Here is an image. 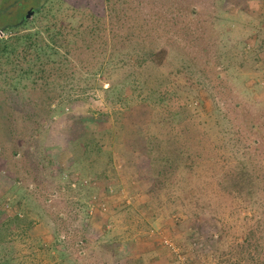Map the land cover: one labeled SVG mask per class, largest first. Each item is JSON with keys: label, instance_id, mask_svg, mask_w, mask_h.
I'll use <instances>...</instances> for the list:
<instances>
[{"label": "rangeland", "instance_id": "1", "mask_svg": "<svg viewBox=\"0 0 264 264\" xmlns=\"http://www.w3.org/2000/svg\"><path fill=\"white\" fill-rule=\"evenodd\" d=\"M43 2L8 0L0 28ZM57 8L73 29L95 31L74 50L82 71L99 75L114 53L156 61L168 81L152 73V103L126 104L115 92L138 99L124 83L137 73L121 69L104 84L119 89L91 90L61 113L66 86L37 75L48 69L43 57L0 77V229L11 220L0 264H240L264 200L243 206L226 176L245 163L264 190V0H52L44 10ZM44 15L20 33H42ZM11 69L0 61L1 74ZM145 145L168 156L165 147L184 150L167 188L151 178ZM85 225L93 243L80 256L74 241Z\"/></svg>", "mask_w": 264, "mask_h": 264}, {"label": "trees", "instance_id": "2", "mask_svg": "<svg viewBox=\"0 0 264 264\" xmlns=\"http://www.w3.org/2000/svg\"><path fill=\"white\" fill-rule=\"evenodd\" d=\"M7 1L8 0H0V8H2ZM49 2L51 3L52 0H44V2L35 9V17L40 15L45 16L44 14L50 17L49 23L42 33L37 35H35L33 32L26 34L20 33L22 31L21 29H26L33 23L31 20L34 18V16L29 20H27L26 16H24L22 20H18L19 22L16 25H5V27L0 28V61L5 60L8 67L12 66L11 73H0V77L2 75H7L14 79L13 75L16 72L14 67L20 68L19 63H23V61L30 63L31 60L36 62L41 60L43 57L46 61V66L48 69H45L46 72L43 73L41 71L37 72V75H40L41 80L44 79L47 81V83H49V85L51 83V86H66L62 87L63 102L57 107L62 113L64 112L66 106L72 105L71 103L80 100L81 98L86 99L87 96H89L87 94H89L91 90L100 89L105 91L111 90L113 92V90L119 89V87H115L114 89H104V84L108 81H111L112 79H115L116 77H119L118 75L121 69L124 70L128 68L130 70V68H132L133 72H136L137 74L130 77L133 79L129 78L130 80H127L126 78L124 83L129 84V86L134 85L136 87V91L139 92L138 99L134 97V93H126L123 97H121L122 95H119L114 91L119 98L118 100L120 102H126V104H128V102H130L132 99H135V101L142 100L141 102L147 103L152 100L155 95V89L153 88V77L151 75L152 73H156L155 69L159 68L156 64V61L151 59H135L131 63H126V61H121L113 53L111 58L106 62V71H101L99 75H96L97 73L94 71L93 75L91 76L90 70L85 72L82 71L76 63L74 65V59L76 58L74 50L79 46L81 41V45L83 46L85 44H89L95 31H90L89 29L78 31L73 29L74 26L72 23H69V17L67 19L60 20V14L62 13L61 8H57L54 12H50V10L45 12L44 8ZM193 14H195L194 11ZM82 26L83 28L85 27L84 24ZM8 33H14L15 38L10 37V39H5V36ZM165 57L166 56L163 58ZM168 62L169 61H166V64ZM99 68V70H101L102 65H99ZM140 69H144V71H147L148 73L145 74L146 72L144 71L138 73L137 71ZM31 70L34 72V69ZM163 72L164 71L161 70L160 72L156 73V78L157 80H162L161 83L165 85L167 84L168 79L167 77H163ZM26 74L28 75L27 72ZM77 75L80 76L78 78L80 82L76 81ZM21 76L22 74L17 73L16 79H19ZM49 77H54V79L49 82ZM174 78L175 80L177 79V77ZM80 83L85 84L83 86L84 89H79L73 94L71 88L73 90L75 87L74 85H79ZM117 86H122L123 89L125 88L124 85L121 84H118ZM76 88L77 87H75V89ZM51 92L54 93L52 90ZM56 113L57 111H54L52 114H50V116H54ZM169 114L174 118V120H176L175 116L177 113L170 112ZM148 140L149 138L147 140L145 139V143L148 144ZM147 146L148 145H145V149L146 154L150 159V166L152 167L151 178L157 183V185L164 184L163 188H167L168 182L171 181L172 178L170 180L166 178L171 176L173 172L178 171L179 167H184V150L182 148L179 149L176 147H165L164 152L169 154L172 157L171 158L170 156L157 151L154 147H149V149H147ZM156 153L158 155H156ZM231 168V172H229L226 176V181L228 182V179L232 177L230 184L231 191L235 194L236 198L242 201L243 206H249L250 204L257 202L258 196L264 200V190L261 188L263 186V181L256 172L249 170V167L245 163H239L238 167L233 168L232 166ZM173 182L174 180L172 183ZM154 188H156V184L154 185ZM260 214L262 213L260 212ZM19 219V223H25L22 218ZM255 219L258 221L255 220L254 225L247 229L243 236V241L240 245L242 250L238 252L241 259L240 264H264V253H262V249H260L262 246H264V220L258 215ZM12 220H16V218H13ZM10 221V219H7V221L1 222L0 239L5 235L3 231L9 230ZM85 226L82 228L80 235H75V238L78 239L74 241V245L78 248L80 256L87 255L88 247H90V244L93 243L88 234V227ZM68 234L70 235V233ZM72 234L74 235L75 231L72 232ZM59 237H61V235L57 234L55 237L56 242H61V244H63L64 240L59 241Z\"/></svg>", "mask_w": 264, "mask_h": 264}, {"label": "built area", "instance_id": "3", "mask_svg": "<svg viewBox=\"0 0 264 264\" xmlns=\"http://www.w3.org/2000/svg\"><path fill=\"white\" fill-rule=\"evenodd\" d=\"M164 244H165L166 247H168L172 251V253L174 255H176L178 257V255H179V250L178 249L179 248H177L171 240H168V239L165 240Z\"/></svg>", "mask_w": 264, "mask_h": 264}, {"label": "water", "instance_id": "4", "mask_svg": "<svg viewBox=\"0 0 264 264\" xmlns=\"http://www.w3.org/2000/svg\"><path fill=\"white\" fill-rule=\"evenodd\" d=\"M35 15V13L33 11H29L28 15H27V20L31 19V17H33Z\"/></svg>", "mask_w": 264, "mask_h": 264}, {"label": "flooded vegetation", "instance_id": "5", "mask_svg": "<svg viewBox=\"0 0 264 264\" xmlns=\"http://www.w3.org/2000/svg\"><path fill=\"white\" fill-rule=\"evenodd\" d=\"M34 10V11H33ZM33 10H31V11H33L34 13H35V9H33ZM28 15V13H26L24 16H27Z\"/></svg>", "mask_w": 264, "mask_h": 264}]
</instances>
